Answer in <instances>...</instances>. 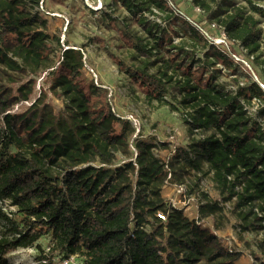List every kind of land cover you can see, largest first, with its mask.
I'll use <instances>...</instances> for the list:
<instances>
[{"label": "trees", "instance_id": "trees-1", "mask_svg": "<svg viewBox=\"0 0 264 264\" xmlns=\"http://www.w3.org/2000/svg\"><path fill=\"white\" fill-rule=\"evenodd\" d=\"M9 1L19 8V0ZM119 1L137 17L154 9L168 10L171 17L178 14L187 24L192 46L207 48L204 56L212 60L234 62L239 57V64L248 58L257 79L235 90L217 83L213 75L200 79L197 69L203 64L198 61L190 71L181 72L167 61L151 72L147 60L134 77L161 104L178 110L165 97L171 86L185 110L183 121L207 132L181 149L186 166L202 168V161L191 155L201 148L225 200L236 198L240 207L264 201V50L256 17L264 14V7L253 0H244V6L237 0H191L208 26L216 24L217 35L226 32L225 50L208 39L198 21L180 15L179 0ZM21 27L17 20L4 23L2 42ZM146 30L162 41L153 26ZM83 64L81 51L68 47L55 69L46 71L45 85L64 98L61 113L50 102L29 95L21 98L16 87L0 82V217L7 222L0 234V264H8L7 255L15 250L38 245L44 236H51L53 252L66 257L81 253L84 264H198L203 259L211 264L223 255L224 247L213 235L205 238L189 225L183 209L167 204L161 192L164 163L154 152L155 143L142 139L132 151L135 128L108 103H94V84H83ZM241 99L262 101L263 119L246 115ZM18 102L22 103L14 110ZM119 159L123 162L116 164ZM6 200L17 207L22 224L4 208ZM144 209L167 214L169 233L160 232L168 234L167 242L146 227ZM174 241L182 246L181 252L170 247Z\"/></svg>", "mask_w": 264, "mask_h": 264}, {"label": "rangeland", "instance_id": "rangeland-1", "mask_svg": "<svg viewBox=\"0 0 264 264\" xmlns=\"http://www.w3.org/2000/svg\"><path fill=\"white\" fill-rule=\"evenodd\" d=\"M19 1L17 8L9 0H0V28L9 20L22 22L19 32L7 33L3 42L0 39V82L16 87L21 98L29 95L34 97L33 100L50 102L54 111L61 113L64 98L47 88L44 77L59 64L65 48L79 49L84 62L83 84L86 88L94 84V103H108L135 128L131 137L132 151H135V143L142 139L155 143L154 152L164 163L165 181L161 192L167 204L183 209L189 225L196 227L205 238L213 235L224 247L223 255L211 264H264V201L240 207L236 198L225 200L201 148L192 151L191 155L202 161V168L186 166L181 160V149H188L194 139H203L207 132L193 130L183 121L185 110L177 102L178 95L171 86L165 97L177 105L178 110L171 109L170 104H161L153 92L134 77L147 60L151 72L167 61L179 67L181 72L190 71L198 61L203 64L197 69L200 79L213 75L217 83L235 90L239 85L257 79L248 58L245 56L238 64V58L232 62L231 59L212 60L208 54L204 56L208 49H201L198 43L192 46L184 20L178 14L171 17V13L164 9L139 12L137 17L119 0ZM253 1L264 7V0ZM237 2L241 6L246 3L244 0ZM177 7L180 15L184 14L204 27L210 41L228 50L225 44L219 43L215 28L208 26L205 16L191 5V0H179ZM54 12L60 15H54ZM256 17L264 50V14ZM149 26L154 27L155 34L162 37V41L147 33L146 27ZM44 44L50 50L43 49ZM110 90H113L111 96ZM241 100L245 103L246 115L263 119L259 116L262 101ZM227 114L230 116L231 110ZM122 162L123 159L115 161L116 164ZM3 202L7 211H13L14 222L22 224L17 207L10 201ZM143 215L149 221L146 227L158 240L167 242L168 234H160L161 231L167 232V214L159 209L154 212L144 209ZM6 227L7 222L0 217V234ZM169 245L174 251L182 250L175 241ZM51 246V236H44L38 245L19 248L8 254V264H84L85 257L81 253L66 257L58 251L53 252ZM42 256H47L48 260L44 261ZM198 264H207V261L203 259Z\"/></svg>", "mask_w": 264, "mask_h": 264}, {"label": "built area", "instance_id": "built-area-1", "mask_svg": "<svg viewBox=\"0 0 264 264\" xmlns=\"http://www.w3.org/2000/svg\"><path fill=\"white\" fill-rule=\"evenodd\" d=\"M102 4H103V3L100 1V6H102ZM211 26L215 28L216 24L214 23V24H212ZM217 36L220 37V38L218 39L220 44H227L226 39H225L226 32H225L224 30H222L221 35H217ZM236 58L239 59V57H236ZM92 72H93V70H92ZM95 76H96V74H95ZM96 79H97V76H96ZM261 85L264 87V84H263V83H261ZM111 95H113V90H110V96H111ZM169 170H170V168H169Z\"/></svg>", "mask_w": 264, "mask_h": 264}, {"label": "bare ground", "instance_id": "bare-ground-1", "mask_svg": "<svg viewBox=\"0 0 264 264\" xmlns=\"http://www.w3.org/2000/svg\"><path fill=\"white\" fill-rule=\"evenodd\" d=\"M54 15H60L58 12H54Z\"/></svg>", "mask_w": 264, "mask_h": 264}]
</instances>
